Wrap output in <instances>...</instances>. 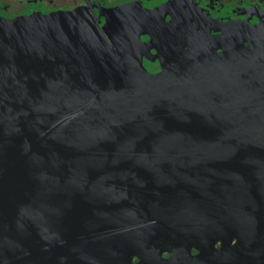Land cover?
<instances>
[{
  "label": "water",
  "instance_id": "water-1",
  "mask_svg": "<svg viewBox=\"0 0 264 264\" xmlns=\"http://www.w3.org/2000/svg\"><path fill=\"white\" fill-rule=\"evenodd\" d=\"M0 264H264V18L0 17Z\"/></svg>",
  "mask_w": 264,
  "mask_h": 264
},
{
  "label": "flooded vegetation",
  "instance_id": "flooded-vegetation-1",
  "mask_svg": "<svg viewBox=\"0 0 264 264\" xmlns=\"http://www.w3.org/2000/svg\"><path fill=\"white\" fill-rule=\"evenodd\" d=\"M133 1V0H75L73 4L64 5L67 6L65 10H70L78 8L81 6L92 7L94 4L100 3L106 8H112L123 3ZM146 8H154L164 2L165 0H141ZM194 2L196 6L203 12V14L209 15L216 19H232V20H250L251 23L257 24L262 18H264V0H190ZM51 6L58 4H51ZM59 10L57 8H51L48 11H43L48 13L50 11ZM34 12V11H32ZM31 12V13H32ZM170 20L171 17H168ZM102 21H105L102 18ZM145 41L149 40L148 36L143 37ZM156 53L155 50L152 51ZM147 68L156 72L160 69V62H152L148 59L145 60ZM219 246V245H218ZM198 252L193 250V254L196 255ZM165 258L170 257V254L166 253ZM138 260L136 259L135 262Z\"/></svg>",
  "mask_w": 264,
  "mask_h": 264
},
{
  "label": "rangeland",
  "instance_id": "rangeland-1",
  "mask_svg": "<svg viewBox=\"0 0 264 264\" xmlns=\"http://www.w3.org/2000/svg\"><path fill=\"white\" fill-rule=\"evenodd\" d=\"M75 0H0V17L13 18L32 11H48L51 8L65 10ZM51 4H58L51 6Z\"/></svg>",
  "mask_w": 264,
  "mask_h": 264
}]
</instances>
